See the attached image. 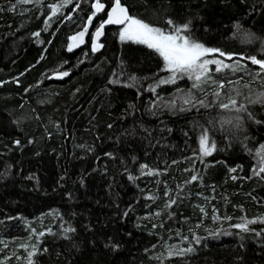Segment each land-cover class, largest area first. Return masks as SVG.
I'll list each match as a JSON object with an SVG mask.
<instances>
[{
  "label": "trees",
  "instance_id": "obj_1",
  "mask_svg": "<svg viewBox=\"0 0 264 264\" xmlns=\"http://www.w3.org/2000/svg\"><path fill=\"white\" fill-rule=\"evenodd\" d=\"M120 1L234 65L161 83L162 57L118 29L66 51L95 0H0V264H264V0ZM19 227L40 237L31 262L1 248Z\"/></svg>",
  "mask_w": 264,
  "mask_h": 264
},
{
  "label": "snow or ice",
  "instance_id": "obj_2",
  "mask_svg": "<svg viewBox=\"0 0 264 264\" xmlns=\"http://www.w3.org/2000/svg\"><path fill=\"white\" fill-rule=\"evenodd\" d=\"M22 2H28V0H22ZM71 0H64V3H69ZM63 5H52V12L55 14L59 11L60 7ZM94 8L97 12L104 8V4L100 2V0H96L94 4ZM107 20L103 21L100 25V28L96 31V36L99 37L102 34V29L105 24H115V25H123L122 29L119 33V38L121 41H131L138 44L146 45L148 48L153 49L156 53L162 57L165 65V70L172 73L168 80H161V83H175L178 78L177 74L180 76H187L189 79H194L193 87H198L199 85L196 81H200L201 77L208 73L209 64H217L219 65V61H212L203 59V57L210 53L219 51L218 49H209L206 48L203 44L196 42L191 39L188 35H182V32H186L188 30V25L184 24L182 26H174L172 31L166 32L163 29L153 27L148 23L143 22L142 20L136 19L129 15L126 7L121 5L120 0H115L114 6L108 12ZM89 23L92 21V17L88 18ZM169 25H173V21H168ZM86 31V29H85ZM36 35H39L37 33ZM84 33L81 32L78 36H73L71 39L73 41L78 40V38L83 37ZM71 45L69 46V50H71ZM97 46L94 45V50ZM223 55V53H221ZM253 64L259 65L261 69H264V60L257 59L255 56L249 57ZM219 71V67L216 69ZM62 76H67L68 73L64 72L61 74ZM221 87H223L221 85ZM154 91V89H153ZM217 96L219 93L216 94ZM183 103L186 105H192L193 99L191 96H188L183 100ZM201 106L208 107L205 105L203 101L199 102ZM236 101L232 100L231 104L233 106L236 105ZM175 101H173V105ZM221 108L227 109L229 107L228 104H221ZM190 109L181 108L180 111H186ZM200 151L204 155H209L212 148L215 147V144L212 143L211 147H209V139L208 132L205 130L200 137ZM261 172H264V167L260 168ZM196 179V177H193ZM254 221H249L248 223H253ZM236 227L241 228L243 230H247V225H236ZM187 251H192L189 248Z\"/></svg>",
  "mask_w": 264,
  "mask_h": 264
},
{
  "label": "rangeland",
  "instance_id": "obj_3",
  "mask_svg": "<svg viewBox=\"0 0 264 264\" xmlns=\"http://www.w3.org/2000/svg\"><path fill=\"white\" fill-rule=\"evenodd\" d=\"M120 30H119V33H120ZM181 34L183 35V33H181ZM125 42H131V41H125ZM203 59L212 60V61H219L220 64L219 65H217L215 63L209 64L208 65V68H209L208 73H206L204 76H202L200 81H196L198 83L203 82L204 80H207L208 78H210V76H212L215 72H217V70H216L217 67H219V71H221L227 67L231 68L234 65L230 56L227 57V56L221 55L219 52H216V51L206 54L203 57ZM259 68H260V66H259ZM168 73H169V77H170L172 75V73L169 71H168ZM177 75H178V78L176 79L175 82L181 81L185 77L188 78L187 76L181 77L180 74H177ZM262 166L264 167V162H263ZM204 225L205 224L197 225V227H203ZM12 235H13L12 238H4L2 243H1L2 244L1 248L7 249V250L12 249L8 258L9 259L10 258H16L15 259L16 263H18L20 261L23 262L25 260H28L31 262L29 257L34 252V249H36V243L39 241L40 237H39V239L37 237L35 238L33 236L34 232H28L27 229L23 228V227L16 228V230L13 231ZM189 248H191V247L186 246L183 242H174L170 246L169 252H174L176 254H180V253L187 251ZM23 251H28V254L25 256Z\"/></svg>",
  "mask_w": 264,
  "mask_h": 264
},
{
  "label": "water",
  "instance_id": "obj_4",
  "mask_svg": "<svg viewBox=\"0 0 264 264\" xmlns=\"http://www.w3.org/2000/svg\"><path fill=\"white\" fill-rule=\"evenodd\" d=\"M120 2H121V1H120ZM95 3H96V0H95L94 4H95ZM101 3H102V2H101ZM114 3H115V1H114ZM114 3H113V5H112L109 9H107L106 5H105L104 3H102V4H104V8H103L102 10H100L99 12L96 11V9L94 8V4H93V12H92V14L90 15V16L92 17V21H91V23H89V21H87V24H86V26H85L83 29H81V30H79L78 32L72 34V35L68 38V40H67V45H66V51H67L68 53H74V52H77V51L83 49V48L86 46L87 41H88L89 39H90V41H91V43H92L93 48H94V45L97 46V47L95 48V51H99V50L101 49L102 42H103V40L105 39V35H106V30H107V29H111V28L118 29V30L122 29L123 25H115V24H111V25H109V24H105L104 28L101 30V31H102V34H101L99 37H97V36H96V31H97V29L100 28V25H101V24H100L96 29H93V28H92V27H93V24H94V21H95L96 17L98 16V14H99V13H103V12H105V11H106L107 14H108V12H109V11L111 10V8L114 6ZM121 5L124 6V7H126L122 2H121ZM126 8H127V7H126ZM127 10H128V8H127ZM128 13H129V11H128ZM107 14H106V18H105V20H107V18H108V15H107ZM129 15H130V13H129ZM105 20H104V21H105ZM85 29H86V31H85ZM81 32L84 33L83 37L78 38V40H76V41H73V40L71 39V37H73V36H78V34L81 33ZM70 45L72 46V47H71V50H69V46H70ZM62 73H64V72L62 71V72H56V73L52 74V75L50 76L49 80H50V81H55V82H61V81L66 80V79L69 77V75H70V73L67 72V73H68L67 76H62V75H61Z\"/></svg>",
  "mask_w": 264,
  "mask_h": 264
}]
</instances>
